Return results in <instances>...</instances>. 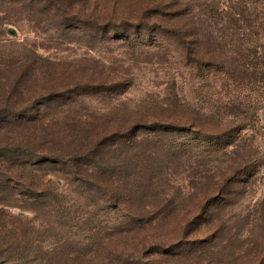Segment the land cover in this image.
Instances as JSON below:
<instances>
[{
    "label": "rangeland",
    "instance_id": "rangeland-1",
    "mask_svg": "<svg viewBox=\"0 0 264 264\" xmlns=\"http://www.w3.org/2000/svg\"><path fill=\"white\" fill-rule=\"evenodd\" d=\"M131 1L108 0L104 10L117 6L130 12ZM11 2L0 3V68L39 55L37 65L43 67L30 91L58 88L55 97L63 95L51 118L194 116L227 132L211 138L171 128L140 130L145 137L158 134L150 148L158 153L152 161L162 169L142 198L154 210L153 223L116 240L159 242L161 252L144 257L158 264H264V88L258 95L243 75L247 56L256 57L244 52L249 44L244 36L256 17L264 19V0H191L193 17L214 36L227 61L224 69L210 71L188 63L167 36H157L153 46L142 41L133 47L123 39L66 29ZM259 76L264 87V74ZM171 146L180 152L170 155ZM63 176L56 181L58 204L50 198L38 211L8 209L33 233L31 253L16 264H95L101 234L127 222L99 205V196Z\"/></svg>",
    "mask_w": 264,
    "mask_h": 264
},
{
    "label": "trees",
    "instance_id": "trees-1",
    "mask_svg": "<svg viewBox=\"0 0 264 264\" xmlns=\"http://www.w3.org/2000/svg\"><path fill=\"white\" fill-rule=\"evenodd\" d=\"M9 1L21 4L24 11L40 13L66 29L123 39L133 47L142 41L153 46L157 36H167L171 44L184 52L188 63L199 70L227 67L214 36L205 32L201 21L193 17L191 0H132L130 12L117 6L113 12L104 10L108 0ZM6 2L0 0L1 4ZM214 4L217 6L214 10L220 14L221 3ZM248 27L244 39L249 44L244 52L249 50L256 57L247 56L251 59L247 60L243 75L251 90L262 95L264 87L259 85V74H264V19L256 17ZM259 52L263 57L258 56ZM41 60L33 53L24 64L0 68V264H16L27 259L33 248L31 226L20 215L7 212L8 209L38 211L50 198L51 204H58L54 199L60 195L56 181L63 175L76 183L77 189L85 188L99 196L103 203L99 205L127 219L101 234L95 264H158L156 259L144 257L161 252L159 242L148 244L144 238L131 245L126 240H116L119 234V239L140 234L153 223L154 210L148 209L142 198L147 196L145 192L154 182L158 169H162L154 164L158 153L150 148L158 134L145 137L140 130L171 128L211 138H224L227 132L210 128L194 116L165 120L129 117L125 121L99 122H85L70 116L51 118V110L62 102L58 99L63 95L55 97L59 89L51 88L44 93L30 91L34 76L43 67V63L37 65ZM251 67L255 70L252 76L247 73ZM167 151L170 155L180 152L176 146Z\"/></svg>",
    "mask_w": 264,
    "mask_h": 264
}]
</instances>
